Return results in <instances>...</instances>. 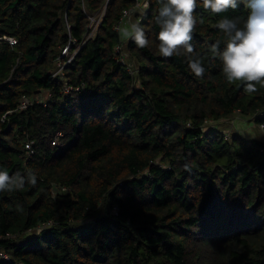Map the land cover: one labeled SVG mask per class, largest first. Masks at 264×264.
I'll return each instance as SVG.
<instances>
[{
  "label": "trees",
  "instance_id": "trees-1",
  "mask_svg": "<svg viewBox=\"0 0 264 264\" xmlns=\"http://www.w3.org/2000/svg\"><path fill=\"white\" fill-rule=\"evenodd\" d=\"M148 1L138 48L116 29L134 0H0L17 41L0 40V166L37 176L0 192V264H264V133L224 132L235 115L264 127V88L229 84L211 51L215 22L247 11H194V77L155 54Z\"/></svg>",
  "mask_w": 264,
  "mask_h": 264
},
{
  "label": "clouds",
  "instance_id": "clouds-1",
  "mask_svg": "<svg viewBox=\"0 0 264 264\" xmlns=\"http://www.w3.org/2000/svg\"><path fill=\"white\" fill-rule=\"evenodd\" d=\"M159 4L153 17L159 31L155 37V54L161 57L184 54L187 70L194 77H201L206 69L202 57L194 52L191 43L197 24L194 11L201 7L210 15L237 9L240 5L247 11L246 18L223 16L215 22V28L222 33L220 41L211 45V51L218 57L221 72L229 83H243L244 91L254 93L264 88V0H156ZM124 38H131L138 48L149 44L144 28L137 23L121 29ZM35 186V173L9 175L0 166V192L23 189L25 184Z\"/></svg>",
  "mask_w": 264,
  "mask_h": 264
},
{
  "label": "built area",
  "instance_id": "built-area-1",
  "mask_svg": "<svg viewBox=\"0 0 264 264\" xmlns=\"http://www.w3.org/2000/svg\"><path fill=\"white\" fill-rule=\"evenodd\" d=\"M134 1H135V5L123 12L122 17H121V19H120V21L116 27L117 30H121L124 26H128L131 23H134L135 19H137L138 22L142 21V17L144 15V13H146L148 8H149V1L148 0H134ZM105 11H106V6H104L103 9L99 13H97L96 15L89 17L90 18L89 28L91 29L89 37H91L94 34V32L96 31L98 26L102 23V19L105 15ZM0 40H6L11 45L16 44V42H17L12 37H3V38H0ZM68 48L69 47L66 48L63 55L67 54ZM76 54H77V51H75L74 54L68 59L67 63H69ZM116 54H117L116 59L119 62L124 63V64L127 63L128 55H127V53H125L123 51L122 45L116 47ZM62 70H63V67L60 66L59 70L56 72V74H63ZM70 91H71V88H69V87H67L65 89V93H69ZM28 104H29V101L27 99H24L21 103V108H26L28 106ZM260 129L264 133V127L260 126ZM226 134L227 135L230 134V131L226 132ZM26 148L31 150V145L28 143L26 145ZM39 231H41V228L39 229ZM2 256L7 261H10V258L8 255L3 254Z\"/></svg>",
  "mask_w": 264,
  "mask_h": 264
},
{
  "label": "crops",
  "instance_id": "crops-1",
  "mask_svg": "<svg viewBox=\"0 0 264 264\" xmlns=\"http://www.w3.org/2000/svg\"><path fill=\"white\" fill-rule=\"evenodd\" d=\"M232 121H233V124H234L233 126L243 136L251 137V138H255L256 137L252 133V129H255V127H257V129H259V127L257 125H255L254 123H251L249 121H246V120L242 119L241 117H238V115H235L234 118L232 119ZM243 123H245V124H243ZM227 125L228 126L225 128V131L224 132H227L230 129V123L227 124ZM242 132H244V133H242Z\"/></svg>",
  "mask_w": 264,
  "mask_h": 264
},
{
  "label": "rangeland",
  "instance_id": "rangeland-1",
  "mask_svg": "<svg viewBox=\"0 0 264 264\" xmlns=\"http://www.w3.org/2000/svg\"><path fill=\"white\" fill-rule=\"evenodd\" d=\"M124 27H126V26H124ZM121 38H122V41L123 42H125L128 38H124L123 36H122V34H121ZM243 124H245V123H243ZM230 133H231V131L233 130H235L236 128L232 125H230ZM261 130H260V128L259 129H257V127H255V129H252V133L257 137V138H262V132H260ZM228 132V131H227ZM242 133H244V132H242Z\"/></svg>",
  "mask_w": 264,
  "mask_h": 264
}]
</instances>
